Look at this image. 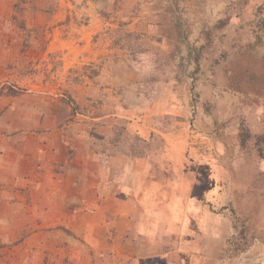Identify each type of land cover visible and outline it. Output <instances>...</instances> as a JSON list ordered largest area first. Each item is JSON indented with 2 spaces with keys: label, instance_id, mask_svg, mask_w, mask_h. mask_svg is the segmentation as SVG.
<instances>
[{
  "label": "rangeland",
  "instance_id": "374dc122",
  "mask_svg": "<svg viewBox=\"0 0 264 264\" xmlns=\"http://www.w3.org/2000/svg\"><path fill=\"white\" fill-rule=\"evenodd\" d=\"M0 156V264H264V0H0Z\"/></svg>",
  "mask_w": 264,
  "mask_h": 264
},
{
  "label": "crops",
  "instance_id": "0c3cea01",
  "mask_svg": "<svg viewBox=\"0 0 264 264\" xmlns=\"http://www.w3.org/2000/svg\"><path fill=\"white\" fill-rule=\"evenodd\" d=\"M1 158V156H0ZM14 166L15 164L13 163H3L2 160H0V173L5 171V170H8V171H12L14 169Z\"/></svg>",
  "mask_w": 264,
  "mask_h": 264
},
{
  "label": "trees",
  "instance_id": "16d2710c",
  "mask_svg": "<svg viewBox=\"0 0 264 264\" xmlns=\"http://www.w3.org/2000/svg\"><path fill=\"white\" fill-rule=\"evenodd\" d=\"M10 95H12V94H15V91L14 90H9V92H8Z\"/></svg>",
  "mask_w": 264,
  "mask_h": 264
}]
</instances>
